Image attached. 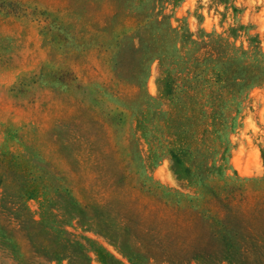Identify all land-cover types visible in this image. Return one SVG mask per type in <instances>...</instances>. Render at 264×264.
Returning a JSON list of instances; mask_svg holds the SVG:
<instances>
[{"label": "rangeland", "instance_id": "obj_1", "mask_svg": "<svg viewBox=\"0 0 264 264\" xmlns=\"http://www.w3.org/2000/svg\"><path fill=\"white\" fill-rule=\"evenodd\" d=\"M0 264H264V0H0Z\"/></svg>", "mask_w": 264, "mask_h": 264}, {"label": "trees", "instance_id": "obj_2", "mask_svg": "<svg viewBox=\"0 0 264 264\" xmlns=\"http://www.w3.org/2000/svg\"><path fill=\"white\" fill-rule=\"evenodd\" d=\"M211 204H212L214 207L219 206V205H217L218 203H216L215 200L212 201ZM169 212H171L172 214H176V215L178 214V212H180L178 215H184V214H185V210H184L183 212H181V211H179L178 209H177V210H174V208L169 209ZM99 217H100V216H99ZM192 219H193V218H188L187 220L193 222ZM181 221H183V219H182ZM107 223H108V222H107L106 218H104V217H100V218L97 217V220H95V225H96L97 227H100L101 229H104V228L107 226ZM180 227H181V224H180V223H179V224H176V228H180ZM177 238H182V239H183V240H182V243H183L186 247L194 248L195 242H194L193 240L188 239V238H185L184 236H180V235H178V234H177ZM193 257H194V258H196V257H201V258H202V257H204V256L202 255V253L198 252V250H197V251H195V252L193 253Z\"/></svg>", "mask_w": 264, "mask_h": 264}]
</instances>
